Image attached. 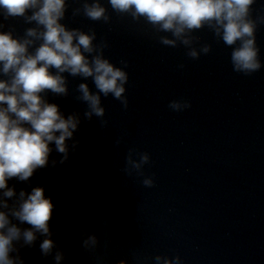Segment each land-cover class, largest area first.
I'll return each instance as SVG.
<instances>
[{
  "label": "clouds",
  "instance_id": "9594fccd",
  "mask_svg": "<svg viewBox=\"0 0 264 264\" xmlns=\"http://www.w3.org/2000/svg\"><path fill=\"white\" fill-rule=\"evenodd\" d=\"M256 0H108L111 9L120 15H128L133 21L151 25L159 35V42L168 47L183 46L187 56L193 60L207 55L210 44H200L194 33L207 28L214 36L232 49L230 61L236 73L251 75L262 68L260 49L257 46L256 31L264 24V17L252 18V6ZM81 7L72 9V16L81 14L87 19L105 24L111 22V15L102 0H80ZM70 0H0V190L2 197L16 196L14 188L7 181L18 178L27 181L38 168L48 165L49 147L54 142L56 151L63 154L59 163L67 162L69 146L66 141L74 138L79 130V113L65 116L58 105L49 103L44 94L56 96L70 95L69 81L64 75L83 80L91 78L96 91L87 83L76 86L78 102L87 105L83 117L89 121L100 118L101 127H106L103 119L106 109L102 106V96L111 95L126 109L128 98L126 84L128 73L105 58L106 40H97L95 30L85 32L79 28H69L62 21L66 18ZM10 18H22L32 25L25 28L23 36L14 35V27L4 31ZM199 45V47H197ZM127 67V61H121ZM181 68L183 65L180 66ZM54 69L55 72L51 71ZM172 111L180 112L191 107L188 101L173 100L169 103ZM59 133V135H57ZM78 141L72 144L75 150ZM120 141H116L119 146ZM134 149H129L126 157V174L131 170L142 173L148 164V153H138L133 159ZM56 161H53L55 166ZM146 187H152L151 177L143 180ZM53 204L45 198L44 189L35 187L30 194L21 190L17 203L9 206L0 198V264H23L14 242L23 240L31 246L37 239L36 233L50 237L49 221ZM7 209V211H4ZM10 216L31 226L21 230L11 222ZM82 246L88 252L98 247L97 237L82 233ZM55 244L46 238L40 244L41 253L52 254ZM16 252V256L10 254ZM64 258L56 251L57 264ZM156 264H181L179 256L170 258L157 255ZM118 264H127L120 260Z\"/></svg>",
  "mask_w": 264,
  "mask_h": 264
},
{
  "label": "water",
  "instance_id": "95a60500",
  "mask_svg": "<svg viewBox=\"0 0 264 264\" xmlns=\"http://www.w3.org/2000/svg\"><path fill=\"white\" fill-rule=\"evenodd\" d=\"M257 17H264V0H256L252 6V18L255 19ZM194 35L198 36L202 42L210 44L212 49L230 60L232 49L227 47L221 40H218L210 30L204 28L194 33ZM256 40L260 49L262 68L253 74L264 80V24L258 25Z\"/></svg>",
  "mask_w": 264,
  "mask_h": 264
}]
</instances>
